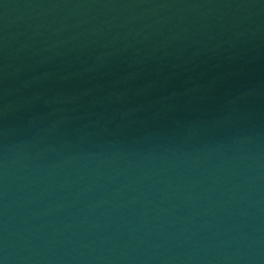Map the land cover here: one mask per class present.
Masks as SVG:
<instances>
[{"label":"water","instance_id":"obj_1","mask_svg":"<svg viewBox=\"0 0 264 264\" xmlns=\"http://www.w3.org/2000/svg\"><path fill=\"white\" fill-rule=\"evenodd\" d=\"M59 0H0V13Z\"/></svg>","mask_w":264,"mask_h":264}]
</instances>
